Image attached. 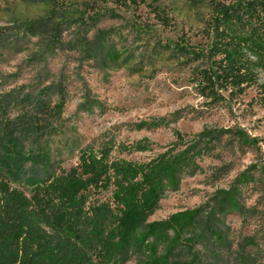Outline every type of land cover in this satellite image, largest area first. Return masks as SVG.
I'll list each match as a JSON object with an SVG mask.
<instances>
[{
	"label": "rangeland",
	"instance_id": "1",
	"mask_svg": "<svg viewBox=\"0 0 264 264\" xmlns=\"http://www.w3.org/2000/svg\"><path fill=\"white\" fill-rule=\"evenodd\" d=\"M209 13L187 0H0V177L31 193L37 181L75 167L83 149L109 141L150 140L153 151L113 152L116 158L144 161L176 140L174 129L189 135L205 128L262 135L257 86L242 94L222 91L225 99L212 102L195 84L198 62L186 54L205 47ZM29 19L35 21L34 32L22 25ZM58 23L57 39L51 40ZM180 46L189 51L181 53ZM116 51L119 62L112 59ZM178 114L169 126L136 128ZM201 165L203 172L185 178L179 190L161 199L149 221L208 205L250 167L264 178V144L241 148L225 135ZM244 191L253 210L247 221L239 213L222 218L233 241L225 261L239 264V243L252 236L255 244L245 249L254 264H264V184ZM138 258L133 254L120 264H137Z\"/></svg>",
	"mask_w": 264,
	"mask_h": 264
},
{
	"label": "trees",
	"instance_id": "2",
	"mask_svg": "<svg viewBox=\"0 0 264 264\" xmlns=\"http://www.w3.org/2000/svg\"><path fill=\"white\" fill-rule=\"evenodd\" d=\"M120 1V0H117ZM162 0H154L160 2ZM146 2V0H144ZM194 9H209L205 22L207 43L193 49L196 86L202 96L217 102L257 86V102L264 109V0H187ZM35 21L22 25L34 32ZM40 26H45L39 22ZM58 23L52 33L57 39ZM86 49L87 41L80 43ZM185 54L189 49L179 48ZM121 52L112 55L119 62ZM164 117L136 125L157 129L176 122ZM176 140L144 161L116 158L113 152H148V139L132 144L109 141L81 151L69 171L37 181L31 193L0 177V264H120L133 254L137 264H227L232 248L222 218L239 213L244 220V188L264 184L253 166L240 172L228 188L219 189L208 205L186 208L162 220L149 221L161 199L180 189L182 181L203 172L201 161L227 135L240 147L258 148L264 133L249 136L243 129L205 128L189 135L174 129ZM110 192L107 199L100 194ZM206 247L202 251L197 247ZM239 243V264H254L246 245Z\"/></svg>",
	"mask_w": 264,
	"mask_h": 264
}]
</instances>
